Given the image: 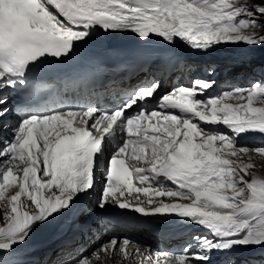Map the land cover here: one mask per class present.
I'll list each match as a JSON object with an SVG mask.
<instances>
[{"label": "snow or ice", "instance_id": "obj_1", "mask_svg": "<svg viewBox=\"0 0 264 264\" xmlns=\"http://www.w3.org/2000/svg\"><path fill=\"white\" fill-rule=\"evenodd\" d=\"M260 17L264 3L249 8L240 0H0V128L14 113L2 93L33 95V78L51 63L73 59L83 46L78 42L86 44L97 31L160 37L207 53L226 44L264 46ZM212 88L199 80L159 95L161 85L153 81L106 110L30 104L0 149V204L8 209L0 213L6 221L0 264H23L15 258L18 249L41 225L91 196L100 174V209L169 217L211 236H194L195 252L157 251L140 264H213V255L236 264L234 252L264 248V178L254 174L253 163L240 162L250 153L264 156V148L237 143L250 134L264 137V82L197 98ZM131 244L112 239L76 264H91L101 252L135 259L140 246L130 252Z\"/></svg>", "mask_w": 264, "mask_h": 264}, {"label": "clouds", "instance_id": "obj_2", "mask_svg": "<svg viewBox=\"0 0 264 264\" xmlns=\"http://www.w3.org/2000/svg\"><path fill=\"white\" fill-rule=\"evenodd\" d=\"M260 23H261V24H264V21L260 20ZM263 31H264V28H260V29H259V32H258V35H263V34H261V32H263ZM194 233H195L196 235H198V234H204V236H209V233H208L206 230H204L201 226H200V227H199ZM100 234H101V232H98V235H100ZM163 234L169 236V235H168L169 233H167V232H165V231H163ZM107 238H108V237L104 238L102 241L107 240ZM154 241H155V239H154L153 237H151L147 242H154ZM192 242H193V240L186 241L185 246L180 245V244H178V245H175V244H164V245H162L160 248H154V249H151V250H152L153 252H155V253H156L158 250H169L170 252H174L175 255H176V254H181L182 251H183L184 249H187L189 252H193V251H191V250H193V249H192L191 247H189V245H190ZM93 249H96V244L94 245ZM87 255H88V254H87ZM141 259H142V257L139 258V260L135 259L134 262H130V263H131V264H139L140 261H141ZM127 263H129V262H127Z\"/></svg>", "mask_w": 264, "mask_h": 264}, {"label": "rangeland", "instance_id": "obj_3", "mask_svg": "<svg viewBox=\"0 0 264 264\" xmlns=\"http://www.w3.org/2000/svg\"><path fill=\"white\" fill-rule=\"evenodd\" d=\"M241 3H247V6L248 7H253L254 5H256L252 0H243L241 1ZM260 19L262 21H264V17H260ZM261 34L264 35V31L261 32ZM251 159H249V156H244L242 157L241 159V163H253L255 165V168L252 169V171L254 172L255 175L261 177V178H264V156H259L257 154H251L250 155ZM247 179V177H246ZM7 210L3 207V208H0V213H3V212H6ZM5 220L3 219H0V226L3 225ZM104 261H111V259H106ZM98 264H101V263H98Z\"/></svg>", "mask_w": 264, "mask_h": 264}, {"label": "bare ground", "instance_id": "obj_4", "mask_svg": "<svg viewBox=\"0 0 264 264\" xmlns=\"http://www.w3.org/2000/svg\"><path fill=\"white\" fill-rule=\"evenodd\" d=\"M58 102V101H57ZM252 153H250V155H251ZM16 190H14V191H11L9 194H13L14 192H15ZM165 202H173V201H168V200H165ZM3 226V225H2ZM160 234H161V232H160ZM75 262L76 261H74V264H75ZM98 263V260L97 259H92V262H91V264H97ZM101 263V262H100ZM101 264H125V263H123V262H121L118 258H114V259H112V261H105V262H103V263H101ZM127 264H131L130 262L129 263H127Z\"/></svg>", "mask_w": 264, "mask_h": 264}, {"label": "trees", "instance_id": "obj_5", "mask_svg": "<svg viewBox=\"0 0 264 264\" xmlns=\"http://www.w3.org/2000/svg\"><path fill=\"white\" fill-rule=\"evenodd\" d=\"M256 5L264 3V0H252Z\"/></svg>", "mask_w": 264, "mask_h": 264}]
</instances>
